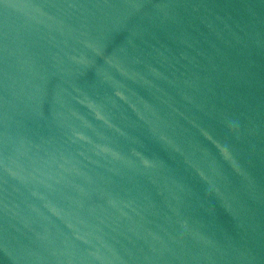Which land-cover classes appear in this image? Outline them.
I'll use <instances>...</instances> for the list:
<instances>
[{"label":"water","instance_id":"obj_1","mask_svg":"<svg viewBox=\"0 0 264 264\" xmlns=\"http://www.w3.org/2000/svg\"><path fill=\"white\" fill-rule=\"evenodd\" d=\"M0 264H264V0H0Z\"/></svg>","mask_w":264,"mask_h":264}]
</instances>
